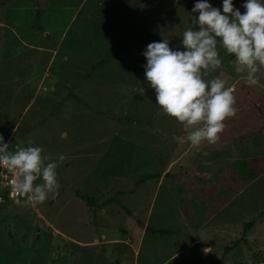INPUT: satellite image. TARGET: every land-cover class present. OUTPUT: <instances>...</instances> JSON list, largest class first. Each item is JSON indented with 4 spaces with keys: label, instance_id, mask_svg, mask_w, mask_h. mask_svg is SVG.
I'll return each instance as SVG.
<instances>
[{
    "label": "rangeland",
    "instance_id": "374dc122",
    "mask_svg": "<svg viewBox=\"0 0 264 264\" xmlns=\"http://www.w3.org/2000/svg\"><path fill=\"white\" fill-rule=\"evenodd\" d=\"M194 2L0 0V135L65 157L42 205L0 187V264H264L263 69L248 86L220 49L206 79L237 115L213 145L174 141L144 79L143 49L178 46Z\"/></svg>",
    "mask_w": 264,
    "mask_h": 264
},
{
    "label": "clouds",
    "instance_id": "9594fccd",
    "mask_svg": "<svg viewBox=\"0 0 264 264\" xmlns=\"http://www.w3.org/2000/svg\"><path fill=\"white\" fill-rule=\"evenodd\" d=\"M195 0L191 13L193 27L186 29L178 46L162 38L142 51L146 63L144 79L155 94L160 111L182 124L185 136H174L178 144H216L225 121L237 115L236 97L227 81L211 73L222 69L220 49L233 57L229 63L237 74H246V84L256 86L264 69V0ZM198 14V15H197ZM67 132L61 133V139ZM65 157L49 160L40 146L17 147L0 135V168L12 174L11 191L24 202L42 205L59 190L57 168ZM40 179L42 183L34 184ZM17 200V203L21 202Z\"/></svg>",
    "mask_w": 264,
    "mask_h": 264
},
{
    "label": "built area",
    "instance_id": "2783aa9c",
    "mask_svg": "<svg viewBox=\"0 0 264 264\" xmlns=\"http://www.w3.org/2000/svg\"><path fill=\"white\" fill-rule=\"evenodd\" d=\"M12 178V174L8 173L6 169L0 168V187L10 190L8 196L14 201L17 202V196L11 191L10 185L8 184L9 179Z\"/></svg>",
    "mask_w": 264,
    "mask_h": 264
},
{
    "label": "trees",
    "instance_id": "16d2710c",
    "mask_svg": "<svg viewBox=\"0 0 264 264\" xmlns=\"http://www.w3.org/2000/svg\"><path fill=\"white\" fill-rule=\"evenodd\" d=\"M177 5L181 6L180 3H177ZM187 8H188V6H187ZM254 107H255V110H256L257 112L260 113L259 108H258L256 105H254ZM185 175H187V176H198V177H202V178H207V177H208L207 175H204V174H198V173H194V172H186ZM148 179H151V177H149ZM144 180H145L144 178H140V179L134 184L133 189L137 188V186H138L139 184L143 183ZM7 193H8V192H7ZM86 202H88V201L86 200ZM249 225H250V224H249ZM151 233H152V234H159V235H161V236H167V235H168L167 232H163V231H159V232L151 231Z\"/></svg>",
    "mask_w": 264,
    "mask_h": 264
},
{
    "label": "crops",
    "instance_id": "0c3cea01",
    "mask_svg": "<svg viewBox=\"0 0 264 264\" xmlns=\"http://www.w3.org/2000/svg\"><path fill=\"white\" fill-rule=\"evenodd\" d=\"M262 75H263V76H261V77H263V78H264V69H263Z\"/></svg>",
    "mask_w": 264,
    "mask_h": 264
}]
</instances>
